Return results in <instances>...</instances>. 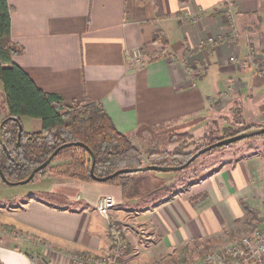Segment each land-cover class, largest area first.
<instances>
[{
	"label": "crops",
	"instance_id": "crops-1",
	"mask_svg": "<svg viewBox=\"0 0 264 264\" xmlns=\"http://www.w3.org/2000/svg\"><path fill=\"white\" fill-rule=\"evenodd\" d=\"M7 1L10 36L22 46L13 60L45 91L101 101L137 147L152 135L155 145L165 126L213 111L237 108L252 122L264 119V0ZM162 172L157 191L128 200L117 184L48 173L38 179L47 185L13 189L23 183L0 178V264H68L73 251L104 254L114 221L127 242L122 263L174 264L193 239L233 228L245 214L241 200L256 207L260 195L239 158L186 188L176 173ZM164 186L176 189L165 193ZM101 195L113 201L108 217L96 208Z\"/></svg>",
	"mask_w": 264,
	"mask_h": 264
},
{
	"label": "trees",
	"instance_id": "trees-1",
	"mask_svg": "<svg viewBox=\"0 0 264 264\" xmlns=\"http://www.w3.org/2000/svg\"><path fill=\"white\" fill-rule=\"evenodd\" d=\"M10 12L8 1L0 0V84L6 105V115L0 122V168L9 184L24 180L57 150L50 163L35 175L51 173L57 177L117 184L121 187L123 199L139 198L163 183L156 175L157 171L141 170L140 167L154 164L179 166L200 148L187 151L189 143L184 140L173 151H151L144 159L139 148L115 126L101 101L89 98L65 100L58 93L43 90L13 60V54L21 51L22 46L11 39ZM24 116L40 119V129L25 130L21 122ZM19 125L22 126L20 133ZM263 125H250L243 130L226 127L221 136L212 138L209 143ZM122 168L137 170L108 177ZM241 203L250 215L247 222L256 225L258 210L246 200ZM199 240L193 239V246L184 245L174 258V264L187 260L193 251H199ZM218 241L203 238L202 244L208 247Z\"/></svg>",
	"mask_w": 264,
	"mask_h": 264
},
{
	"label": "rangeland",
	"instance_id": "rangeland-1",
	"mask_svg": "<svg viewBox=\"0 0 264 264\" xmlns=\"http://www.w3.org/2000/svg\"><path fill=\"white\" fill-rule=\"evenodd\" d=\"M4 104H5L4 96L0 84V122L6 115V113H4L5 111H3ZM235 109L233 108V110L231 111H226L221 113L218 111H213L212 114H208L206 117L200 116V117H196V119L193 118L194 116H192L191 119H188L192 121H183L182 123L178 124L179 126L177 127H175V125L165 126V130L160 132L162 134V137L164 138H159V140L156 141L155 145L152 146V143H154L152 142V140L155 139L153 135L149 136L148 138L150 142H146L145 144L139 145L140 147L138 148L142 153V157L146 159L149 152L157 151L161 149L173 151L184 140L187 143H189L188 148L186 149L187 151L198 149L199 147L201 148L205 146V144L209 143L210 140H212V138L221 136L223 128L226 127L231 128L233 130H243L249 127L250 125L252 126L255 124L256 125L264 124V119L258 122H252V120H250L249 115L247 114L243 115L241 113L239 114V111H236ZM21 122L23 128L27 131L39 130L41 127V120L38 118L24 116L22 117ZM192 124H196V125L191 126ZM188 128L191 129L188 130ZM249 131H254V130H249ZM262 133L246 136L240 140L231 142L226 145L223 144V145L215 146L210 150H207L206 152H203L202 154L197 156V158L191 164L189 163L184 168L178 170H169L172 171V173H176L175 176H177L178 178H180V180H182L181 187L186 188L189 185L190 180L192 179L200 180L203 176L206 175V173L210 172L215 168H218L220 164L226 163L229 160L239 158L241 160H246V163L250 166V170L252 171V178L256 182V185L259 189L260 195L259 197H257V199H255V205H254L256 206L254 208H256L259 212L256 217L258 221H255L256 225H253L254 222L251 224L247 222L250 219V215H248L245 211V214L242 217L237 218L235 220V225L233 226V228L226 229L224 227L220 233L214 236L203 237V238L219 239L217 243L211 244L208 247H206L202 244L203 238L201 237L197 238L200 239L198 245L200 247L197 246L199 251L197 250L193 251L191 254L188 255L187 258H192L193 256L201 255L207 251L213 250L214 248L222 247L224 244L227 243L228 244L234 243L238 241L241 237L252 231L254 227L259 226L261 222H264V133L263 134ZM152 147H157V149L151 150ZM248 160L251 162H248ZM154 171H158L161 173V171L159 170H154ZM164 171L166 170H163L162 174L167 175L165 174ZM46 175L43 176L37 173L30 181L20 184L19 186H13L11 188L13 189H19L22 187L33 188L35 186L41 187L47 185L49 184V180L47 179L44 183L38 184V179L43 177L45 178ZM187 175H192L193 177L190 178ZM1 183H2L1 185H4L6 182L5 183L1 182ZM162 184H160L157 188H159ZM4 187L5 185L3 186V188ZM199 188L200 187H198V190ZM175 189L176 188L173 189L164 186L160 191L165 193H171ZM145 195L147 194H144L143 196ZM252 225L254 227H252ZM194 244L195 243H192L191 246H193ZM38 261L40 263L39 259Z\"/></svg>",
	"mask_w": 264,
	"mask_h": 264
},
{
	"label": "built area",
	"instance_id": "built-area-1",
	"mask_svg": "<svg viewBox=\"0 0 264 264\" xmlns=\"http://www.w3.org/2000/svg\"><path fill=\"white\" fill-rule=\"evenodd\" d=\"M130 55L138 58L139 51H133ZM231 59L240 65L246 63L237 56ZM112 205L113 201L107 195H101L96 201V208L104 217L109 216ZM109 226L111 239L109 251L101 255L73 251L67 254L68 264H124L121 259L126 252L127 242L123 227L115 221ZM257 260L264 261V222L234 243L214 248L201 256L188 258L178 264H254Z\"/></svg>",
	"mask_w": 264,
	"mask_h": 264
},
{
	"label": "water",
	"instance_id": "water-1",
	"mask_svg": "<svg viewBox=\"0 0 264 264\" xmlns=\"http://www.w3.org/2000/svg\"><path fill=\"white\" fill-rule=\"evenodd\" d=\"M22 129V126L19 125V133ZM264 132V125L261 126L260 128L254 130V131H243V132H239V133H236L234 135H231V136H227V137H223L221 139H218L208 145H205L201 148H199L195 153H193L183 164L179 165V166H175V167H171V166H162V165H144L142 167H140L141 170H159V171H163V170H178V169H182L184 168L185 166H187L191 161H193L195 158H197L198 155L202 154L203 152H206L207 150H210L211 148L215 147V146H219V145H225V144H229L231 142H234V141H237V140H240L246 136H250V135H253V134H260ZM57 151V150H56ZM54 151V153L56 152ZM53 153V154H54ZM52 155H50V157H48L45 161H43L41 164H39L37 167H35V169H33L30 174L22 181H20L19 183H26L28 181H30L35 173L42 169L43 167H45L46 165H48L51 161V158H52ZM93 164H94V157H93V163H92V166H91V169H90V172L91 174H93ZM137 170V168H122V169H118L117 171L113 172L112 174L108 175V177H111L119 172H129V171H135ZM0 178L5 181V182H8L0 168ZM9 183V182H8Z\"/></svg>",
	"mask_w": 264,
	"mask_h": 264
}]
</instances>
